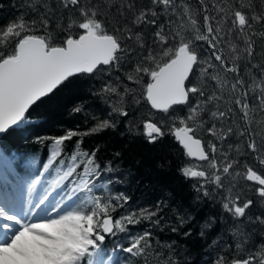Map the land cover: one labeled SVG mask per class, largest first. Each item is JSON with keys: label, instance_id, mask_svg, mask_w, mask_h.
Masks as SVG:
<instances>
[{"label": "snow or ice", "instance_id": "6c2138e0", "mask_svg": "<svg viewBox=\"0 0 264 264\" xmlns=\"http://www.w3.org/2000/svg\"><path fill=\"white\" fill-rule=\"evenodd\" d=\"M37 2L32 0L29 4L34 11L37 10ZM198 2L202 6L203 32L196 14L185 0H151V7L138 11H133L134 3L121 4L117 8L120 16H124L125 10L133 11L132 25L156 28L154 39L149 44L145 43L142 31L133 33L127 26H117L109 32L103 15L92 0H59L60 6L70 11L66 27L59 23L56 25L57 29L66 33L56 43L53 42L56 38L49 31V18H45L52 11L47 4H40L46 13L41 15L39 27L35 19H25L24 14L0 27V134L23 130L31 123L30 109L69 86L74 79L85 76L111 78L113 72L123 71L128 81L141 87V94L135 95V89L127 86L120 91V76L115 77L120 82L115 85L106 79L94 94L110 107L109 118L101 120L92 116L96 123L83 135L115 130L113 115H129L126 97L131 96V103L136 105L145 101L152 110L166 114L171 122L165 129L163 120L159 124L151 119L144 121V136L148 143L155 144L171 134L184 149L187 158L206 162L204 166L200 163L186 164L180 169L186 180L196 181L193 188L198 195L212 198L214 193L224 190L221 207L233 219L244 218L253 200L246 199L241 205L240 196H233L236 184L225 188L222 176L230 175L233 181L242 177L252 182L257 185L256 196L264 200V174L254 170L247 162L243 164L245 171L241 172L238 167L241 161L233 156L234 152L243 155L240 145H225V141L234 134L247 137L248 151L264 167V136H261L258 145L255 138L258 133L250 130L255 120L264 132V62L253 59L257 54L253 37L264 39V31L254 30L256 25L264 28V9L257 11L254 0H248L247 4L236 0L231 7L222 0L219 4H212L217 15L210 16L205 0ZM73 12L78 13L80 19L74 18ZM159 15L168 18L158 24ZM40 28L44 30L42 35L36 34ZM185 32L194 36L186 37ZM116 33L124 35L121 37ZM233 34L237 40L243 41L242 48L232 42ZM126 41L137 43L141 49L139 58L132 55L135 49L129 48ZM196 41L205 42L207 48L201 52ZM9 44L14 47L5 54L4 49ZM225 46L231 59L225 54ZM241 61L250 66L243 75ZM128 65L131 67L128 68ZM209 69L213 71L209 72ZM222 73L232 76L229 79ZM205 78L216 81L215 90L205 91ZM197 80L200 82L197 83ZM232 104L236 107L233 108ZM181 108L184 115L179 114ZM237 109L245 125L242 129L236 127ZM73 111L79 113L83 108L76 106ZM257 116L260 119H256ZM209 123L210 126L206 127ZM129 131L132 129L129 128ZM200 132L211 135L219 144L209 141L205 146L199 138ZM80 135L77 131L68 130L62 136L51 138L46 167L56 166L58 179L52 190L61 188L65 193L59 201L52 202L51 192H46L35 204L29 202L21 213L9 212L0 203V264H130L131 257H146L149 254L148 250L152 248L150 231L129 234L127 238L130 242L126 247L116 244L108 249L105 240L117 233H127L126 225L139 224L141 220L159 224V219H152L161 210L159 204L155 211L141 208L114 220L112 213L128 203L129 198L123 194L113 197L109 188L114 181L100 179L102 173L117 169H113L110 163L101 169L96 162L99 146L89 153L80 148L83 141L77 140L73 152L57 163L65 142ZM42 139L37 138L38 141ZM208 185L214 186L212 192ZM34 187L35 184L30 186ZM248 219L251 220V217ZM256 220L264 224V217L257 216ZM183 222L181 219L180 223ZM209 227L211 223L206 222L202 229ZM171 230L177 231L176 228ZM184 235L191 233L185 232ZM200 235H204L203 230ZM233 235L237 238L236 255L240 256L250 237L239 231ZM220 251L222 253L223 249ZM120 252L129 256L121 257ZM163 264L178 262L169 256ZM211 264H225L224 255H217ZM230 264H264V244L256 245L255 251L249 249L242 258H233Z\"/></svg>", "mask_w": 264, "mask_h": 264}, {"label": "trees", "instance_id": "16d2710c", "mask_svg": "<svg viewBox=\"0 0 264 264\" xmlns=\"http://www.w3.org/2000/svg\"><path fill=\"white\" fill-rule=\"evenodd\" d=\"M185 2L196 14L201 32H203L202 6L198 0H185ZM221 2L222 0H205L210 16L217 15L212 4ZM223 2L228 3L231 7L236 0H223ZM242 2L247 4L248 0H242ZM30 3L32 0H0V5H2L0 7V27L15 20L21 14H24L25 19H35L39 27L40 17L46 13V9L40 4H47L52 10L45 16V18H49V31L56 38L53 42H59L66 33L57 29L56 25L59 23L66 27L70 10L60 6L59 0H38L35 4L36 11L29 7ZM92 3L98 6L109 32H112L117 26H127L132 29L133 33L142 31L146 44L151 43L154 39L153 33L156 30L154 26L136 27L131 23L133 11L151 7V0H92ZM126 3H134L135 9L133 11L125 10L124 16H120L117 8ZM254 4L257 11L264 9V0H254ZM156 10L160 11L159 8ZM73 17L80 19L78 13L75 12H73ZM167 18L166 15H159L157 17L158 24L163 23ZM254 30L260 32L264 31V28L256 25ZM73 31H78V29H73ZM36 34L42 35L44 30L40 28ZM116 34L121 37L124 35L123 33ZM184 35L186 37L194 36L191 32H185ZM253 40L257 53L253 59L257 62H264V39L253 37ZM232 42L241 48L244 46L243 41L237 40L235 34L232 36ZM126 43L129 48L135 49L132 55L139 58L138 53L141 52V49L137 43L135 41H126ZM196 45L201 52L207 48V44L203 41H196ZM12 47L14 45L9 44L8 48L4 49L5 54ZM225 54L229 55L226 46ZM229 59H231L230 55ZM212 62L216 63L214 60ZM240 65L243 75L250 66L246 65L244 61H241ZM130 67L131 65H128V68ZM126 70L124 69V71ZM212 71L209 69V72ZM194 73H196V69H194ZM222 75H226V78L229 79L232 76V74L223 73ZM116 76H120V82H122L120 91H123V88L127 86L135 89V95L141 94V87L128 81L123 71L113 72L111 78L93 79L87 76L76 78L73 83L59 90L54 96L35 105L30 110L31 123L26 125L23 130H11L0 139V198L6 197L14 190L22 192L25 186L29 188L35 184L34 188H30V192L35 196L51 192L53 195L50 198L59 201L65 193L61 188L52 190L55 187L56 179H58L56 166L46 167L51 151V138L62 136L68 130H73L81 135L65 142L63 153L57 159V163L59 159H66L73 152L77 140L83 141L80 148L89 153L99 146L100 151L96 154V162L101 169L109 163L113 169H117L111 173H102L100 179L114 181L109 188V193L113 197L123 194L129 198L128 203L123 207H117L116 211L112 213L114 220L127 215L129 211H138L141 208L155 211L159 204L161 210L157 216L152 218L153 220L159 219V224L141 220L139 224L126 225L127 233H117L115 237H106L105 245L111 249L116 244L128 246L130 241L127 236L129 234L138 235L144 231L152 233L150 238L152 248L148 250L149 254L146 257H131L130 264H163L169 256L178 264H211V261L219 254L224 255L225 264H230L233 258H242L249 249L255 251L256 245L264 244V224L256 220L257 216L264 217V200L256 196L255 188L257 186L243 180L242 177H237L233 181L230 175L222 176L225 188L230 187L233 183L236 184V187L233 188V196H240L241 205L246 199L253 200L252 207L246 210V216L240 219H233L221 207L224 190L217 191L212 198L199 196L193 188L196 181L186 180L180 172V169L186 164L195 165L196 163L185 156L184 149L175 141L174 137L167 134L157 140L155 144H150L146 140L144 121L151 119L152 122L159 124L163 120L165 129L170 126L171 122L166 114L153 111L145 101L142 100L139 105H136L131 103V96L126 97V110L129 111V115L127 117L113 115L112 119L116 122L115 130L108 129L95 135H83L96 123L92 116H97L101 120L109 118L110 107L104 99L94 93L99 91L106 79H110L114 85L120 83L115 80ZM144 79L147 82V77ZM199 82L197 80V83ZM204 87L206 92L213 91L216 81L205 78ZM227 95L225 92L226 99ZM111 99L114 100L116 97H111ZM249 103H252L251 99ZM76 106H81L83 111L74 112L73 108ZM232 107L236 106L232 104ZM150 112L151 116H149ZM179 114L184 115V109H179ZM207 118L206 114L205 119ZM256 119H260V117L257 116ZM235 121L237 129L245 127L244 122L240 119L238 109ZM217 125L219 127V122ZM208 126L210 123L206 125V127ZM129 128L132 131H129ZM250 130L258 133L255 138L259 145L264 132L261 131L255 120ZM198 135L205 142V146L209 141L219 144L206 132H200ZM38 137L43 138L42 141H38ZM227 143L240 145V152L243 155L234 152L233 156H237L241 161L238 166L241 172L245 171L243 164L247 162L254 170L264 174V167L257 163L254 154L247 149V137H239L234 134L229 137L228 141H225V145ZM117 152L120 153L119 156L115 155ZM204 165L206 162L201 164V166ZM213 187L208 185L210 192ZM258 201L260 202L258 203ZM113 203L115 204L116 201L113 200ZM249 216L251 220L248 219ZM181 219L184 221L182 224L180 223ZM206 222L211 223V227L202 229ZM172 228H176L177 231L173 232ZM202 230L203 236L200 235ZM237 231L250 237L240 256L236 255L237 238L233 235ZM185 232H190L191 235L185 236ZM214 241L216 243H213ZM166 245L172 247L168 248ZM221 249H223L222 253ZM119 255L121 257L129 256L123 252H120Z\"/></svg>", "mask_w": 264, "mask_h": 264}, {"label": "rangeland", "instance_id": "374dc122", "mask_svg": "<svg viewBox=\"0 0 264 264\" xmlns=\"http://www.w3.org/2000/svg\"><path fill=\"white\" fill-rule=\"evenodd\" d=\"M51 195H53V194H51ZM13 196H14V198L16 197V200H17L16 205L11 204L9 202L11 200L2 201L0 199V203H3L9 212H14V213H21L23 209L27 208L29 202L32 204H35L38 201V199L41 197V196H35L32 192H30V187L28 189L25 187L23 190V193H21V194H20V192H18V190H14L13 193L10 195V197L12 198ZM6 198L9 199L8 196H6ZM50 200L52 202L56 201V200L51 199V198H50Z\"/></svg>", "mask_w": 264, "mask_h": 264}, {"label": "water", "instance_id": "95a60500", "mask_svg": "<svg viewBox=\"0 0 264 264\" xmlns=\"http://www.w3.org/2000/svg\"><path fill=\"white\" fill-rule=\"evenodd\" d=\"M44 99H45V98H44ZM34 106H35V105H34ZM34 106H33V107H34ZM30 110H31V109H30ZM154 111H156V110H154ZM156 112H158V111H156ZM158 113H162V112H158ZM10 131H11V130H10ZM10 131H9V132H10ZM9 132H8V133H9ZM8 133L0 134V139H1L2 137L6 136ZM193 161H195V160H193ZM196 162H197V161H196ZM199 163H202V162H199Z\"/></svg>", "mask_w": 264, "mask_h": 264}]
</instances>
